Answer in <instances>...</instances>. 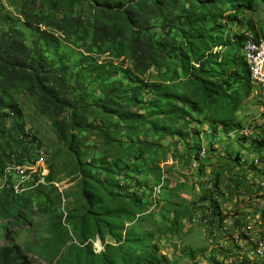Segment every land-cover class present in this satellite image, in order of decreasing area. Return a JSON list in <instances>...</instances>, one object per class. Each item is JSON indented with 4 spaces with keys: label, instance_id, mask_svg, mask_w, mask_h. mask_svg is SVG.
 Returning <instances> with one entry per match:
<instances>
[{
    "label": "rangeland",
    "instance_id": "rangeland-1",
    "mask_svg": "<svg viewBox=\"0 0 264 264\" xmlns=\"http://www.w3.org/2000/svg\"><path fill=\"white\" fill-rule=\"evenodd\" d=\"M119 2L137 9L141 0H110L106 7L93 0H0V38L6 32L23 33L30 50L37 46L47 64L65 70L62 95L74 98L79 112L90 109L81 129H73V109L58 116L67 124L64 141L28 86L18 84L2 94L7 105L19 108V121L36 137L31 146L39 149L33 163H14L0 173V188L11 182L17 193L26 189L17 194L22 195L23 216L0 221L8 226L7 231L0 228V248L19 246L32 264H88L92 254L97 264L107 259L121 264L117 249L128 253L129 264H264V253L256 256V245L264 244V184H259L264 148L257 147L264 141V91L251 81H238L231 71L224 73L235 61L241 75L244 40L264 37V0H144L169 8L149 17L159 67L133 73L131 79L125 74L131 61L118 59L108 42L93 43L100 24L120 27L130 36L127 20L119 18ZM120 40L127 49L128 39ZM229 53L226 67L219 65ZM211 54L218 57L217 64ZM184 60L191 67L207 60L206 77L214 81L230 76L220 96L238 92V104L221 116L195 108L193 101L181 103L189 88ZM110 90V95L135 97L130 120L110 109L103 113L101 104ZM154 126L165 127L169 135ZM74 134L79 136L77 152L70 147ZM29 136L26 140L33 141ZM41 154L44 166L38 167ZM21 171H27L28 185L18 190L21 177L13 173ZM87 176L88 182L107 187L119 184L115 193L129 202L127 210L135 219L112 228L120 240L109 229L81 231L75 211L92 209L83 193ZM104 200L112 209L121 201L107 194ZM207 227L218 232L214 243L205 237ZM128 232L142 240L134 251L123 246Z\"/></svg>",
    "mask_w": 264,
    "mask_h": 264
},
{
    "label": "trees",
    "instance_id": "trees-1",
    "mask_svg": "<svg viewBox=\"0 0 264 264\" xmlns=\"http://www.w3.org/2000/svg\"><path fill=\"white\" fill-rule=\"evenodd\" d=\"M66 1L72 4L76 0ZM93 1L96 5L105 7L110 2V0ZM131 1L134 2L139 0ZM143 1L144 0H141L140 7L137 9L134 8L132 4L126 6L124 3H118L119 18H125L127 20L128 27L131 31L130 36H126L125 32L120 27L108 26L107 24L97 25L94 30L93 43L95 45L108 42L112 44L113 48L116 50L118 59L125 56V59L131 61L132 69L125 71L128 79H131L133 73L144 75L151 68L159 67L158 57L160 55V50L159 46L157 48L153 43V35L149 33V17L161 15L162 10L165 8L168 9L169 7L158 4L157 2H155L153 6L150 4L147 5L143 3ZM134 26H139L140 30H134ZM121 36L128 39L127 49L120 45L121 40L118 41V38ZM259 38L260 37H256V39ZM244 41L243 48L246 39ZM35 49L36 50L32 51L28 48L24 34L18 31L6 32L0 38V139L3 140L4 143V145L0 143V149L2 147L9 149L0 150L2 159L0 173L4 172L5 169L13 163L18 166L33 163L36 150L31 146L36 140L35 135L28 131L29 134L34 136V138L33 141L26 140L29 137V134L26 131V126L19 121L21 111L17 106H14V104L9 106L5 103L2 95L5 90L18 84L28 86L27 89L30 94L37 95L42 100L45 109L44 113L49 114V116L54 118V127H56L58 137L64 141L68 137L67 124L65 121L58 120V116L65 109H73L71 112L73 129H81L83 128L82 126L85 125L83 123L86 122L88 117L87 113L90 112V109L87 107L82 108V111H86L87 113L79 112L75 106L77 104L75 99L68 97L66 94L62 95L61 92L65 86V70L54 69L53 66L47 64L46 58L41 54L37 46ZM229 55L230 53L225 55L223 59L225 63L221 61L219 65L226 67L225 65L228 63L227 61L230 60L229 57H232L233 54ZM210 56L213 58L214 63L217 64L218 57L216 55L213 56L212 54ZM207 60H209V58ZM243 60V73L241 75L237 73L235 61H233L231 65H227L228 67H226L227 69L224 73L229 75L231 71L234 73V76L238 81L246 80L247 84H249L251 81V75L244 57ZM206 61H198L191 67L189 62L184 60L185 63L182 66V72L188 76L189 88L179 100H182L181 103L193 101L195 108L208 109L213 115L223 116L224 110L229 109V106L233 104H238L239 94L238 92L234 93L228 98L220 96L225 87L230 84L231 77L229 76L227 79L219 82L206 77ZM196 66L200 67L197 68ZM111 93L112 91L110 90L107 98L102 101L101 107L103 113L106 114L107 109H110L113 111V114L118 116L121 120H126V118L130 120L132 115L128 109H133L137 106L135 97L128 100L121 94L117 95V92L114 93V95H110ZM211 101L216 102V105L213 108L206 106ZM171 102L173 101L171 100ZM179 102L180 101H178V103ZM76 117H79V119L77 120ZM154 130H156V132L161 131L164 135H169V130L165 127L156 129L154 126ZM71 139L72 144L70 147L74 152H77L76 147L79 136L74 134L71 136ZM11 141H14L16 144L14 148L10 145ZM105 142L107 145H111L112 143L111 139L108 137H105ZM257 147L263 149L264 141L257 143ZM37 149H39L38 146ZM79 163L80 167H83L86 171L87 167L83 165L81 160H79ZM47 178L48 175L45 176V179ZM87 178L90 177L87 176L84 181L83 193L91 203L92 209L87 213L75 211V214L80 217L79 225L81 231H86L85 229L88 227H93L95 230L105 233V231L109 229L107 232H110L114 239L120 240L121 236L119 233H115L112 228L117 224H120L122 227L123 222L135 219L134 213L128 212L127 210L129 202L125 201L123 194L115 193V188H117L119 184L107 187L105 184L95 183L93 179H91L92 182H88ZM89 183H93V186H89ZM12 189L13 187L10 182L4 186V189L0 190L1 222L8 221L12 217L21 218L23 216L20 198L22 195L14 194ZM106 194L112 199L121 200L118 203L119 205L117 208L112 209L105 206L104 195ZM0 228H3V231L8 230V226L5 223H1ZM60 228L64 229L63 224L60 225ZM141 243L142 240L140 237H135L133 233L128 232L123 246L127 247L128 251H134ZM74 248L79 249L80 246L75 244ZM117 251L121 257V264H129L128 253L122 252V249H117ZM86 262L88 264H97L94 254L88 256ZM0 264H32V262L19 246H7L0 248ZM101 264L117 263L114 260L107 259Z\"/></svg>",
    "mask_w": 264,
    "mask_h": 264
},
{
    "label": "built area",
    "instance_id": "built-area-1",
    "mask_svg": "<svg viewBox=\"0 0 264 264\" xmlns=\"http://www.w3.org/2000/svg\"><path fill=\"white\" fill-rule=\"evenodd\" d=\"M246 40L248 41V43H250V50H248V57L246 59L249 60L254 67V78L259 79V73H264V37L256 39L253 36H249V38ZM35 163H38V167L44 166L42 154L40 159H38ZM44 169L47 168H41V172H43ZM13 177H21V184H17L18 190H22L25 186L28 185L27 171L13 173ZM259 184H264V178L259 181ZM205 232V237L211 239V242L214 243L215 238H217L218 235L217 230L207 227V230H205ZM263 253L264 244L262 242H259V244L256 245V256H260Z\"/></svg>",
    "mask_w": 264,
    "mask_h": 264
},
{
    "label": "bare ground",
    "instance_id": "bare-ground-1",
    "mask_svg": "<svg viewBox=\"0 0 264 264\" xmlns=\"http://www.w3.org/2000/svg\"><path fill=\"white\" fill-rule=\"evenodd\" d=\"M249 37H247V39H248ZM248 50H250V43H248V41L246 40V43H245V45H244V48H243V57L245 58V61H246V64H247V67L249 68V71H250V75H251V81L253 82V83H255L259 88H260V90L262 89L263 91H264V73H259V79H255L254 78V67H253V65L251 64V62L249 61V60H247L246 58L248 57ZM30 137V136H29ZM33 138H34V136H33ZM31 140H32V138H30ZM35 142H36V140H35ZM34 149H37V147H35ZM35 151H37V150H35ZM37 155V154H36ZM36 159V158H35ZM14 164V163H13ZM5 170H7V169H5ZM0 177H1V175H0ZM264 186V185H263ZM261 187H262V185H261ZM16 188H17V185H16ZM26 188V187H25ZM1 189H3V187L2 188H0V190ZM13 191H14V193L15 194H19V193H23L24 191H22V192H19V193H17V192H15V190L14 189H12Z\"/></svg>",
    "mask_w": 264,
    "mask_h": 264
},
{
    "label": "clouds",
    "instance_id": "clouds-1",
    "mask_svg": "<svg viewBox=\"0 0 264 264\" xmlns=\"http://www.w3.org/2000/svg\"><path fill=\"white\" fill-rule=\"evenodd\" d=\"M49 173V172H48ZM48 175V174H47ZM43 185H45V184H43Z\"/></svg>",
    "mask_w": 264,
    "mask_h": 264
}]
</instances>
